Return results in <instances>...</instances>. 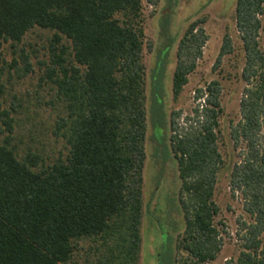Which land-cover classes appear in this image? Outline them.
Instances as JSON below:
<instances>
[{
	"label": "trees",
	"instance_id": "trees-1",
	"mask_svg": "<svg viewBox=\"0 0 264 264\" xmlns=\"http://www.w3.org/2000/svg\"><path fill=\"white\" fill-rule=\"evenodd\" d=\"M143 1L0 0L3 42L18 46L34 29L51 34L48 60L38 70L39 87L50 94L47 115L36 106L19 118L26 109L16 97L9 109L0 107V264H76L81 257L86 264L139 263L147 132ZM145 2L156 7L159 0ZM263 15L264 0H236L244 88L229 139L238 161L225 169L218 146L220 82L196 89L188 113H170L184 222L180 264H207L223 247L213 199L223 169L251 218L240 223L236 264H264ZM205 22L189 23L177 44L174 101L202 58ZM233 51L226 33L214 68ZM18 60L19 79L35 73L23 50ZM52 145L55 152L47 150Z\"/></svg>",
	"mask_w": 264,
	"mask_h": 264
},
{
	"label": "rangeland",
	"instance_id": "rangeland-1",
	"mask_svg": "<svg viewBox=\"0 0 264 264\" xmlns=\"http://www.w3.org/2000/svg\"><path fill=\"white\" fill-rule=\"evenodd\" d=\"M235 3L236 0H159L158 5L152 7L143 1L147 132L143 169L142 245L138 264H180L179 260L184 258L176 250L184 222L177 202V164L169 146V116L173 110L188 113L194 106V91L213 80L220 82L222 89L218 146L225 169L238 161L237 151L232 150L229 139L230 124L239 119V101L244 88L240 78L244 55L233 18ZM199 18L206 20L204 28L208 41L195 71L189 76L180 97L174 101L171 79L176 62V47L189 23ZM261 20L259 41L264 52V15ZM226 33L232 39L234 51L215 69L214 64ZM50 36L49 32L34 29L18 46L0 40L1 109H9L16 97L24 101L23 108L26 109L25 113H20L19 118L23 119L36 106L43 117L47 115L50 109L43 104L50 94L47 89L39 87L41 73L38 70L39 62L48 60L46 47ZM21 50L29 56L35 73L19 79L17 70L23 67L18 60ZM15 59L18 62L16 68L8 70L7 66L12 65ZM53 147L47 150L53 149L55 152L56 147ZM225 169L220 172L213 197L219 208L215 223L220 230L223 247L217 258L207 264H236L242 250L239 241L240 223L251 221L243 210L240 196L231 195L229 172ZM76 264H86L84 257L76 258Z\"/></svg>",
	"mask_w": 264,
	"mask_h": 264
}]
</instances>
